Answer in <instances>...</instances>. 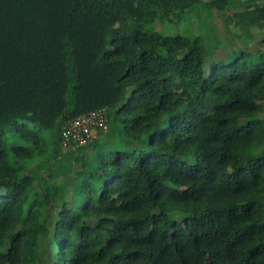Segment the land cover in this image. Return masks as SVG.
Returning <instances> with one entry per match:
<instances>
[{
    "label": "trees",
    "instance_id": "16d2710c",
    "mask_svg": "<svg viewBox=\"0 0 264 264\" xmlns=\"http://www.w3.org/2000/svg\"><path fill=\"white\" fill-rule=\"evenodd\" d=\"M199 4L229 0H0V264H264V42L153 27Z\"/></svg>",
    "mask_w": 264,
    "mask_h": 264
},
{
    "label": "rangeland",
    "instance_id": "374dc122",
    "mask_svg": "<svg viewBox=\"0 0 264 264\" xmlns=\"http://www.w3.org/2000/svg\"><path fill=\"white\" fill-rule=\"evenodd\" d=\"M264 0H229L228 9L221 15L222 18L209 10L206 5H196L192 10L186 12L179 22L175 21H161L156 20L153 27L162 34L175 35L182 34L185 36H193L201 34L206 36L208 32L212 38H216L217 33L225 35L228 38L233 39L235 43H239L240 39L235 33H239L240 36L247 39L249 43L264 42V25L254 23V14L246 16L241 26H234L233 23L227 18V15H231L236 11H250L257 3H262ZM211 12V13H210ZM212 15V16H211ZM224 21V25H221V21ZM207 31V32H206ZM217 40V38H216ZM217 53H221L220 49ZM37 159L28 161L26 164H38ZM59 172L63 171V166L58 169ZM35 182L40 186L45 187L46 182L43 180L47 176V172L44 170L35 171L33 174ZM31 183L27 182L21 186V189L28 191L31 188ZM75 202L77 199H74Z\"/></svg>",
    "mask_w": 264,
    "mask_h": 264
},
{
    "label": "built area",
    "instance_id": "2783aa9c",
    "mask_svg": "<svg viewBox=\"0 0 264 264\" xmlns=\"http://www.w3.org/2000/svg\"><path fill=\"white\" fill-rule=\"evenodd\" d=\"M105 108H97L66 120L61 125L62 142L83 146L94 140L97 131L107 130Z\"/></svg>",
    "mask_w": 264,
    "mask_h": 264
},
{
    "label": "snow or ice",
    "instance_id": "6c2138e0",
    "mask_svg": "<svg viewBox=\"0 0 264 264\" xmlns=\"http://www.w3.org/2000/svg\"><path fill=\"white\" fill-rule=\"evenodd\" d=\"M250 134L251 125L238 128L236 131L228 133L223 140L226 150H240L246 147L247 145L244 142Z\"/></svg>",
    "mask_w": 264,
    "mask_h": 264
}]
</instances>
